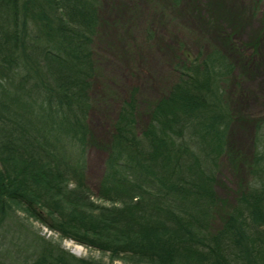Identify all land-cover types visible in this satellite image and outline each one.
Segmentation results:
<instances>
[{"label": "trees", "instance_id": "obj_1", "mask_svg": "<svg viewBox=\"0 0 264 264\" xmlns=\"http://www.w3.org/2000/svg\"><path fill=\"white\" fill-rule=\"evenodd\" d=\"M100 2L0 0V264H264V116L251 123L243 183L212 229L236 85L215 45L177 58L140 128L137 88L128 91L95 194L88 187ZM32 222L108 262L74 256Z\"/></svg>", "mask_w": 264, "mask_h": 264}, {"label": "rangeland", "instance_id": "obj_2", "mask_svg": "<svg viewBox=\"0 0 264 264\" xmlns=\"http://www.w3.org/2000/svg\"><path fill=\"white\" fill-rule=\"evenodd\" d=\"M99 20L85 173L93 194L116 111L132 87L137 88L140 128L167 89L170 68L182 53L195 55L215 45L235 64L236 85L228 95L234 121L215 187L212 229H217L244 180L251 123L264 116V0H181L178 6L170 0H101ZM227 37L237 51L226 46ZM32 230L76 257L108 262L105 254L59 239L37 222H32Z\"/></svg>", "mask_w": 264, "mask_h": 264}]
</instances>
